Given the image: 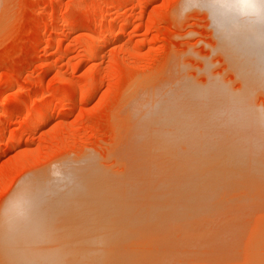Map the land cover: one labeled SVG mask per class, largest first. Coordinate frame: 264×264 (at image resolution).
Wrapping results in <instances>:
<instances>
[{
  "label": "rangeland",
  "instance_id": "obj_1",
  "mask_svg": "<svg viewBox=\"0 0 264 264\" xmlns=\"http://www.w3.org/2000/svg\"><path fill=\"white\" fill-rule=\"evenodd\" d=\"M217 3L0 0V208L19 185L52 176L66 160L88 158L117 177L144 162L158 167L144 108L191 89L193 110L210 118L198 129L211 134V147L232 148L201 170L225 193L209 199L223 205L210 212L217 222H208L209 235L236 244L218 247L225 264H264L256 256L264 255V75L238 71L229 39L240 31L215 22ZM165 164L160 176L173 168ZM207 252L204 262L218 259Z\"/></svg>",
  "mask_w": 264,
  "mask_h": 264
},
{
  "label": "bare ground",
  "instance_id": "obj_2",
  "mask_svg": "<svg viewBox=\"0 0 264 264\" xmlns=\"http://www.w3.org/2000/svg\"><path fill=\"white\" fill-rule=\"evenodd\" d=\"M215 9L216 23L240 31L229 39V53L238 71L248 72L251 80L264 75V0H219ZM190 91L182 92L180 98L177 94L172 101L153 99L141 117L147 135L152 134L149 140L155 141L159 165L167 161L169 168L165 169L173 167V171L160 176L157 162L159 174L154 167L142 171L144 162L141 172L125 171L129 175L123 176L117 172L121 175L117 177L81 158L71 163L66 160V165L55 167L52 176L48 170V175L33 176L0 208V264H225L222 258L226 256L219 248L223 242L228 248L230 244L222 241L218 231L209 235L210 225L217 222L210 223L214 215L210 212L222 204H216L219 199L209 200L216 190L201 170L232 148L210 146L211 134L198 129L210 120L199 116L208 109L196 106L201 112L193 110L195 105L190 104L195 97ZM153 171L157 177L150 174ZM216 192L218 197L225 194ZM206 249L214 258L222 255L223 263L218 259L210 263L213 256L204 262Z\"/></svg>",
  "mask_w": 264,
  "mask_h": 264
}]
</instances>
